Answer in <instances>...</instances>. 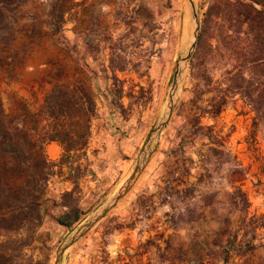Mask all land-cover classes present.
I'll use <instances>...</instances> for the list:
<instances>
[{
    "label": "rangeland",
    "instance_id": "374dc122",
    "mask_svg": "<svg viewBox=\"0 0 264 264\" xmlns=\"http://www.w3.org/2000/svg\"><path fill=\"white\" fill-rule=\"evenodd\" d=\"M74 1L80 3L65 14L68 20L54 36L51 0H25L0 17L5 106L20 100L37 107L55 85L82 78L93 93L76 194L83 213L72 227L131 173L191 33L185 0ZM210 1L194 0L200 24ZM217 45L208 37L195 67L191 57L177 104L144 170L65 252L63 264H264V120L241 93L227 90V71L235 72L236 61ZM113 52L125 65L115 72L117 82L104 69ZM113 84L122 90V107L110 103ZM43 150L56 160L62 148L48 142ZM56 169L45 196L58 199L72 183ZM68 231L44 215L23 251L26 264H52Z\"/></svg>",
    "mask_w": 264,
    "mask_h": 264
},
{
    "label": "trees",
    "instance_id": "16d2710c",
    "mask_svg": "<svg viewBox=\"0 0 264 264\" xmlns=\"http://www.w3.org/2000/svg\"><path fill=\"white\" fill-rule=\"evenodd\" d=\"M24 1L0 0V17L6 7ZM79 3L51 0L48 20L52 36L62 31L68 20L65 14ZM208 37L215 38L216 50L229 52L238 63L232 66L235 72L227 71L229 93H241L264 120V0H211L202 12L192 67L204 53L202 42ZM64 45L69 47L66 41ZM119 58L111 53L104 68L112 73L114 82L118 81L115 72L125 68ZM77 62L83 72L88 69L80 53ZM109 93L110 103L122 107L121 88L113 84ZM94 111L95 99L84 78L55 85L34 108L20 100L5 106L0 97V264L27 263L23 251L44 215L66 229L79 221L83 212L76 194L85 168L80 156L89 142ZM48 142L62 148L56 160L44 154L43 144ZM54 167L72 183L58 199L45 196Z\"/></svg>",
    "mask_w": 264,
    "mask_h": 264
},
{
    "label": "water",
    "instance_id": "95a60500",
    "mask_svg": "<svg viewBox=\"0 0 264 264\" xmlns=\"http://www.w3.org/2000/svg\"><path fill=\"white\" fill-rule=\"evenodd\" d=\"M185 3L189 16V23L191 25V33L179 49L173 67L171 83L165 105L158 113L147 133V136L137 153L131 173L83 220L69 229L68 233L59 242L56 248L52 264H63L65 252L78 243L89 232V230L106 216V214L130 191L157 148L161 135L167 127L179 99L182 83L189 61L195 50L200 30V16L194 0H185Z\"/></svg>",
    "mask_w": 264,
    "mask_h": 264
},
{
    "label": "bare ground",
    "instance_id": "6f19581e",
    "mask_svg": "<svg viewBox=\"0 0 264 264\" xmlns=\"http://www.w3.org/2000/svg\"><path fill=\"white\" fill-rule=\"evenodd\" d=\"M191 32V31H190ZM187 34V33H186ZM186 36V35H185ZM166 98V97H165Z\"/></svg>",
    "mask_w": 264,
    "mask_h": 264
}]
</instances>
